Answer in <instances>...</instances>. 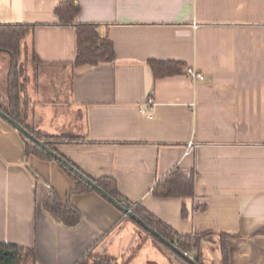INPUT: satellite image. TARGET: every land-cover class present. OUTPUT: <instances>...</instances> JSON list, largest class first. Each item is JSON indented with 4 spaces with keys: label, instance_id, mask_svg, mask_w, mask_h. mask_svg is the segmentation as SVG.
<instances>
[{
    "label": "crops",
    "instance_id": "1",
    "mask_svg": "<svg viewBox=\"0 0 264 264\" xmlns=\"http://www.w3.org/2000/svg\"><path fill=\"white\" fill-rule=\"evenodd\" d=\"M63 1L0 0V23L30 25L29 123L79 135L59 153L93 179H115L128 202L180 235L212 232L202 262L211 246L221 260L225 233L230 264H264V0H75L70 25L55 13ZM78 23L97 25L114 60L75 63ZM168 61L182 69L156 75L153 63ZM26 149L0 116V242L35 248L36 264H75L90 249L116 257L115 244L129 249L123 264L141 252L167 262L120 208L97 190L72 192L77 181L58 160ZM177 168L194 176V195H156ZM52 192L79 209L76 227L43 208Z\"/></svg>",
    "mask_w": 264,
    "mask_h": 264
},
{
    "label": "trees",
    "instance_id": "2",
    "mask_svg": "<svg viewBox=\"0 0 264 264\" xmlns=\"http://www.w3.org/2000/svg\"><path fill=\"white\" fill-rule=\"evenodd\" d=\"M80 11V6L75 0H65L59 3L55 13L62 24H75V19ZM77 25V54L76 64L91 63L98 64L102 61H112L115 58V50L109 38L101 37L94 23H84ZM30 31V25L25 23H0V51H6L10 54V65L7 74V101H0L2 108L11 117L22 123L33 135L43 140L50 148L58 152L56 145L60 142H81L80 137L74 138L67 134L52 135L37 130L35 126L28 122L30 112V97L27 91L28 74L24 60L21 59L24 52V40ZM33 62H37L36 54L33 53ZM153 68L156 75L175 74L182 69L179 62H154ZM26 143L28 153H35L46 159H55L37 143L33 142L20 131ZM63 135V136H62ZM57 160V159H55ZM61 166L72 175L77 185L72 192H86L95 190L91 185L86 183L74 172L69 170L65 165L58 161ZM74 164V163H73ZM75 165V164H74ZM76 166V165H75ZM79 168V167H78ZM80 169V168H79ZM81 170V169H80ZM93 179V178H92ZM103 189L123 204L131 207L132 210L149 225L154 227L163 236L169 239L179 249L187 253H195L193 258L200 264L202 262V240L209 237L212 232H203L197 234L180 235L170 225L157 218L147 209L128 202L121 194L117 182L111 177L94 179ZM154 193L158 196H193L195 193L194 176L184 175L180 169H174L164 177L154 188ZM43 208L57 221L67 227H76L82 220V214L78 208L63 203L60 197L52 192L44 201ZM128 216V215H127ZM129 217V216H128ZM131 218V217H130ZM132 219V218H131ZM133 220V219H132ZM138 224V223H137ZM147 233L152 235L159 242L157 236L153 235L146 229ZM220 248L222 264H230V249L228 245V235L220 233ZM165 244V243H164ZM169 249L183 258L187 264H193L188 259L180 255L171 246L165 244ZM37 253L35 248L24 247L15 243L0 242V264H36ZM75 264H119L117 257L108 253H101L90 249Z\"/></svg>",
    "mask_w": 264,
    "mask_h": 264
},
{
    "label": "water",
    "instance_id": "3",
    "mask_svg": "<svg viewBox=\"0 0 264 264\" xmlns=\"http://www.w3.org/2000/svg\"><path fill=\"white\" fill-rule=\"evenodd\" d=\"M0 116L5 118L7 121H9L14 127H16L19 131H21L24 135H26L29 139H31L33 142L37 143L40 147H42L45 151H47L51 156H53L55 159L60 161L63 165H65L69 170L74 172L78 177H80L82 180H84L86 183L91 185L95 190H97L99 193H101L104 197H106L110 202H112L114 205H116L118 208H120L126 215L131 217L136 223H138L140 226H142L144 229L152 233L153 235L157 236L161 241H163L165 244L171 246L174 250H176L180 255L188 259L193 264H200L195 259L190 256L187 252L179 249L175 244H173L169 239H167L165 236H163L159 231H157L154 227L149 225L144 219L139 217L131 207H128L127 205L123 204L121 201L113 197L111 194H109L105 189H103L94 179H92L89 175L81 171L77 166H75L71 161H69L67 158L62 156L60 153L54 151L52 148H50L43 140L37 138L35 135H33L22 123L11 117L9 114H7L2 108H0Z\"/></svg>",
    "mask_w": 264,
    "mask_h": 264
},
{
    "label": "rangeland",
    "instance_id": "4",
    "mask_svg": "<svg viewBox=\"0 0 264 264\" xmlns=\"http://www.w3.org/2000/svg\"><path fill=\"white\" fill-rule=\"evenodd\" d=\"M4 53H8V52H5V51H0V101L1 102H6L7 101V74H8V70H9V65H10V59H8L7 57L3 56ZM21 59L23 60L24 59V63L27 67V74H28V65L32 62V63H35L32 61V55L30 56V53L27 54V56L25 57V55L21 57ZM28 81H29V74H28ZM29 122V121H28ZM34 126V125H33ZM67 135H70L72 137H76V138H79L80 136L77 135V134H74V133H69ZM63 136V135H62ZM58 138L61 137L60 136H57ZM132 206H134L132 204ZM140 229L142 231H144L151 239L155 240L154 243H156L157 245V249L160 251L159 253H161L162 256H165L167 257V262H164V261H161V260H158V259H154L152 258V261H154L153 263H147V259L145 257H143L144 252H141L142 254L138 255V257L135 259H132L129 264H187L183 258L181 257H178L177 254L175 252H173L171 249H169L164 243L162 242H159L158 240H156L152 235H150L149 233H147L144 228L142 226H139ZM210 238H212L213 236H209ZM209 237H206L205 239L209 238ZM203 239L202 240V246H203V241L205 240ZM201 246V248H203ZM117 247V248H116ZM115 250H117V260H118V263L119 264H123L124 261L128 260L129 256L131 255L129 253V249L128 250H125V253H123L122 255L120 254V247L118 248V245L116 246L115 244ZM216 251L213 249V246H211V248H209V253L207 252L206 254V257L207 259L206 260H203V262L205 264H222L221 260H217L215 258L216 257ZM129 254V255H128ZM201 254H203V250L201 252ZM211 255V256H209ZM153 256V254H152ZM192 256V255H191ZM193 257V256H192Z\"/></svg>",
    "mask_w": 264,
    "mask_h": 264
},
{
    "label": "built area",
    "instance_id": "5",
    "mask_svg": "<svg viewBox=\"0 0 264 264\" xmlns=\"http://www.w3.org/2000/svg\"><path fill=\"white\" fill-rule=\"evenodd\" d=\"M186 72L187 74L192 77L194 80H197V79H204L205 76L203 73H201L200 71L196 70V68L192 67V66H188L186 68ZM149 103H154V98L151 97L149 98ZM192 141L189 142V146H192Z\"/></svg>",
    "mask_w": 264,
    "mask_h": 264
}]
</instances>
